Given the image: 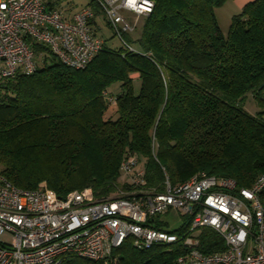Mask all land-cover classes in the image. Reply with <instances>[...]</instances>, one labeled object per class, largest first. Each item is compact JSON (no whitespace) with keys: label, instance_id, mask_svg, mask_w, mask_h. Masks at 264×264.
I'll return each instance as SVG.
<instances>
[{"label":"trees","instance_id":"1","mask_svg":"<svg viewBox=\"0 0 264 264\" xmlns=\"http://www.w3.org/2000/svg\"><path fill=\"white\" fill-rule=\"evenodd\" d=\"M153 1L138 37L124 35L133 50L109 46L100 28L103 49L85 67L35 44L36 71L0 82V172L12 184L105 198L129 186L120 165L130 155L158 191L201 173L250 187L264 173V0L235 14L227 35L216 16L227 0ZM87 6L101 16L94 0ZM200 238L204 253L225 249L211 228ZM168 248L118 252L124 264H174L183 245ZM86 261L64 264H99Z\"/></svg>","mask_w":264,"mask_h":264},{"label":"built area","instance_id":"2","mask_svg":"<svg viewBox=\"0 0 264 264\" xmlns=\"http://www.w3.org/2000/svg\"><path fill=\"white\" fill-rule=\"evenodd\" d=\"M122 45L138 30L153 0H94ZM52 7L48 0H0V82L37 69L35 44L46 46L68 66L82 68L103 49L93 6ZM111 104L115 98L109 97ZM126 188L97 198L92 188L59 196L45 183L35 189L12 184L0 172V264H64L76 257L99 264H124L118 252H184L174 264H264V173L250 187L230 177L196 174L164 188H149L136 155L120 165ZM178 212L184 223L169 229L161 217ZM215 230L225 249L201 250V230Z\"/></svg>","mask_w":264,"mask_h":264},{"label":"rangeland","instance_id":"3","mask_svg":"<svg viewBox=\"0 0 264 264\" xmlns=\"http://www.w3.org/2000/svg\"><path fill=\"white\" fill-rule=\"evenodd\" d=\"M64 4L67 3V0H62ZM73 4L76 8H80L84 5H87L91 2V0H73ZM241 12V9L238 7V4L236 0H227L224 2L222 5L218 6L216 8V16L218 23L225 35L228 34L230 25L232 22V18L235 14H238ZM145 18L140 19L138 30L135 33L130 34L133 38L138 37L143 24H144ZM101 23V32L103 33V36L107 39V42L109 43V46L113 48H120L122 46L121 41L119 38L113 33V31L107 26L106 22L100 19ZM134 47H137V44L135 42L131 43ZM134 77V76H133ZM117 85L113 86V88H118ZM133 86L135 89V92L138 93L141 87V81L139 78L134 79L133 81ZM244 107L247 111H249L252 114L257 113L258 107L255 103V100L251 94H248L246 96V99L244 101ZM113 109V108H111ZM110 109V112L113 110ZM126 177H122L123 181L125 180ZM123 181L121 184H123ZM162 222L168 223L167 227L169 229H176L179 228L183 223H184V218L181 217V215L176 212V211H169L168 213H165L161 217ZM83 262H87L86 260L82 259Z\"/></svg>","mask_w":264,"mask_h":264},{"label":"crops","instance_id":"4","mask_svg":"<svg viewBox=\"0 0 264 264\" xmlns=\"http://www.w3.org/2000/svg\"><path fill=\"white\" fill-rule=\"evenodd\" d=\"M251 1H253V0H236V2H237V4H238V7L242 10V8L247 4V3H249V2H251ZM48 2H49V4L52 6V7H67L68 6V4L70 3L73 7H74V9H75V6H74V2H73V0H67V3L66 4H64V2L62 1V0H48ZM90 4V3H89ZM89 4H87V5H89ZM87 5H84V6H87ZM71 6V7H72ZM83 7V6H82ZM79 8H76L75 10H78ZM102 16V15H101ZM100 16V14L98 15V27L99 28H101V23H100V19L102 18ZM132 76H134V78L136 79V78H138L139 77V74L138 73H134Z\"/></svg>","mask_w":264,"mask_h":264}]
</instances>
